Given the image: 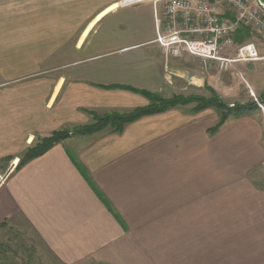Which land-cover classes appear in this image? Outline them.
<instances>
[{"label":"crops","instance_id":"obj_1","mask_svg":"<svg viewBox=\"0 0 264 264\" xmlns=\"http://www.w3.org/2000/svg\"><path fill=\"white\" fill-rule=\"evenodd\" d=\"M127 1L0 0V249L19 226L55 264H162L150 240L181 215V264L194 230L195 264H264V189L250 174L264 149L222 143L232 117L210 134L218 110L189 104L121 132L73 133L90 111L149 103L118 85L169 97L204 81L201 58L158 42L163 6ZM59 130L72 135L18 167Z\"/></svg>","mask_w":264,"mask_h":264},{"label":"rangeland","instance_id":"obj_2","mask_svg":"<svg viewBox=\"0 0 264 264\" xmlns=\"http://www.w3.org/2000/svg\"><path fill=\"white\" fill-rule=\"evenodd\" d=\"M248 40L254 41L259 48L260 54L264 55V40L261 36L254 34ZM57 41L61 45H65V43L69 44L72 40ZM228 53L233 56L235 53L234 48L229 50ZM195 66L198 74L204 77L203 83L202 80L197 78L192 79V81L187 80L189 85L185 83L178 93L187 94L188 92V94L209 95L210 92L205 87L210 85L229 103L258 100L259 110L245 116L232 117L228 127L221 129V141L225 143L235 139L237 146H261L264 149V103L260 99L264 91V60L236 62L228 70L219 69L215 64L206 67L203 62L202 64L200 62L196 63ZM250 174L257 183V187L264 189V158L250 170ZM10 229L12 231L7 229L4 234L7 235V232H10L9 234L12 235L11 242L8 243L9 247L0 249L1 264H55L51 262L41 247L40 252H37L32 238L26 232L21 233L22 228L16 226L10 227ZM195 235V230L189 232L190 246L188 248V256L190 257V263L188 264H195ZM192 237L193 241H191ZM150 244L157 248V254L163 256L164 262L162 264H181L183 258L181 250V215H173L171 228L168 225L167 231L158 233L154 239L150 240ZM39 253L40 255H38ZM89 264L103 263L93 262Z\"/></svg>","mask_w":264,"mask_h":264},{"label":"built area","instance_id":"obj_3","mask_svg":"<svg viewBox=\"0 0 264 264\" xmlns=\"http://www.w3.org/2000/svg\"><path fill=\"white\" fill-rule=\"evenodd\" d=\"M141 2L163 6L166 32L159 31L157 40L167 55L188 53L201 58L206 67L215 64L225 70L236 62L264 60L254 41L234 40L241 25L264 40V5L259 0H129L124 4ZM232 48L233 56L228 53Z\"/></svg>","mask_w":264,"mask_h":264},{"label":"trees","instance_id":"obj_4","mask_svg":"<svg viewBox=\"0 0 264 264\" xmlns=\"http://www.w3.org/2000/svg\"><path fill=\"white\" fill-rule=\"evenodd\" d=\"M229 17H233L231 13H227ZM255 33L246 25H241L234 34L236 43H242L251 38ZM122 88L139 92L146 96L149 103L144 106L136 107L128 112L112 111L104 114H98L95 111H90L93 114L94 120L91 123L85 124L73 133L92 134L104 129H109L112 132H121L125 126L133 121H136L146 115L161 113L171 108L194 104L191 111L198 112L209 107H214L218 110V121L209 128L210 134H215L228 121L230 117H241L248 115L256 110H259V104L256 100H249L247 102H233L229 103L217 92L215 88L206 85V89L210 94H174L172 96H164L161 93L152 92L147 89L138 88L131 85H118ZM261 101L264 103V91L262 93ZM72 133L68 130H59L53 132L49 136L40 137L38 141L31 145L18 164L21 167L29 160L39 157L50 150L56 143L68 138ZM101 198L118 217L112 205L101 195ZM119 218V217H118ZM1 264V263H0Z\"/></svg>","mask_w":264,"mask_h":264},{"label":"water","instance_id":"obj_5","mask_svg":"<svg viewBox=\"0 0 264 264\" xmlns=\"http://www.w3.org/2000/svg\"><path fill=\"white\" fill-rule=\"evenodd\" d=\"M264 5V0H259Z\"/></svg>","mask_w":264,"mask_h":264}]
</instances>
